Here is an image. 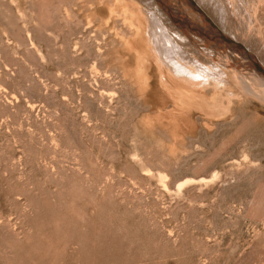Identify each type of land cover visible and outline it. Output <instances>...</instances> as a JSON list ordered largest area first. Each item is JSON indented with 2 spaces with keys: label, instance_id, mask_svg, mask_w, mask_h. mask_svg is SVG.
<instances>
[{
  "label": "rangeland",
  "instance_id": "374dc122",
  "mask_svg": "<svg viewBox=\"0 0 264 264\" xmlns=\"http://www.w3.org/2000/svg\"><path fill=\"white\" fill-rule=\"evenodd\" d=\"M15 1L0 0V264H264V92L243 56L193 31L218 79L167 101L150 68L142 95L98 3ZM221 2L264 66V0ZM173 105L178 129L155 116Z\"/></svg>",
  "mask_w": 264,
  "mask_h": 264
},
{
  "label": "bare ground",
  "instance_id": "6f19581e",
  "mask_svg": "<svg viewBox=\"0 0 264 264\" xmlns=\"http://www.w3.org/2000/svg\"><path fill=\"white\" fill-rule=\"evenodd\" d=\"M92 1H94L93 3H98V6H95L93 8V6H91L90 4V9L95 10L96 7H100V9L105 11L106 13V19L102 20L101 18V22L99 23V26H103V31L101 30V33L100 30H98V32H100L101 35L103 34L104 36V32L105 34H107L108 32L110 34V32H112L111 29H113V35L119 36V38L122 39L124 51L133 59V65L135 66V68L133 69V73L136 77V82L139 83V88H141L143 92L142 95H144V93L147 91L146 86H149L148 82H150V78L148 75V69L150 68L153 70L152 73H154V71L158 73L157 75H159L160 77L159 81H162L164 79V81H162L161 83H163L166 88V92L164 93H166L165 98L167 99V101H169V99H171L172 97H178L176 93L181 88L178 83H183L192 87L194 86L195 89L196 86H199L201 88V86L204 87L213 85V81L215 79H218V77L220 76L216 71V66H218L217 63L219 58L217 59V61L211 63V58H213L212 56L215 53H213L212 50H208V47H203L201 43L202 40L198 39V37L196 38L194 35L195 32L198 36L203 37L204 40L205 37L203 32L205 31L206 33L208 32L216 35V29L219 28H217L216 25L213 26V20L217 24L222 25V28L226 31V36L235 41L242 42L243 45L251 53H253L255 56L257 54L248 42H243L240 36L229 32L226 28V21H228L230 16L229 13L234 6L232 2L231 4H229L221 2V0H193V2H189L188 0ZM198 1L203 3V7L211 15V19H213L212 21L209 19L208 15H203V13L200 12V14H198V11L196 9L197 5L195 4ZM12 2L15 5L17 11L20 12L21 7L19 2L15 0H12ZM230 7L232 8L230 9ZM201 15L203 16V18ZM198 17L201 18V21H198ZM202 19L206 20L205 22H207L208 24H211L212 22V28L216 27L215 30H212L211 27H207L208 24L205 26L202 25ZM91 22H93L91 19L87 20L88 25H90ZM198 22L199 25H197ZM205 42L207 43L206 40ZM217 45L211 44V46L217 49L218 52L220 51L222 56L227 58L225 59L227 62H233L229 53L228 55L230 56V58L222 52V45L221 48ZM206 56L207 59L205 60L204 58ZM235 68L238 69V66ZM249 71L255 74L256 78L251 76L253 74H249L245 75V77L248 78L247 80H245V78L243 79V76L240 75L242 76L240 77L242 78V80H240L249 84H256L259 89L264 92V79L252 69L247 70V72ZM156 77L157 76L155 75V78ZM257 78L259 80H257ZM163 84L162 88H164ZM154 86H156L157 88V86H160V83L159 85H155L154 82ZM152 87L153 85L151 86V88ZM162 88L160 87V89ZM198 88L196 89V91L198 90ZM195 89L191 91H194ZM159 92L160 91H158L159 95L164 94L163 90L160 93ZM197 92H194V94ZM151 93L154 94L155 91ZM192 93L191 95H194ZM158 94L154 97H157ZM159 99L164 102L161 98ZM185 100L189 102L188 99ZM192 100L195 102L197 101L194 99ZM188 108L190 110V105ZM184 111L185 110H182L179 105H173V108L171 110L158 111L157 115L155 116L160 120L166 121L167 123H169V125L170 123L173 124L175 129H178L183 125L185 112H187L188 109L187 111Z\"/></svg>",
  "mask_w": 264,
  "mask_h": 264
},
{
  "label": "water",
  "instance_id": "95a60500",
  "mask_svg": "<svg viewBox=\"0 0 264 264\" xmlns=\"http://www.w3.org/2000/svg\"><path fill=\"white\" fill-rule=\"evenodd\" d=\"M189 1L193 2V0H189ZM213 26L215 25L213 24ZM216 32L217 34L213 35L211 37L212 39H214L217 43L220 42L223 47H228L233 51H235L236 53L243 55L245 62L241 65L249 69H252L264 79V66L261 64V62L257 59V57L253 53H251L241 42L229 38L228 36L223 34V32H221L220 30L216 29Z\"/></svg>",
  "mask_w": 264,
  "mask_h": 264
}]
</instances>
